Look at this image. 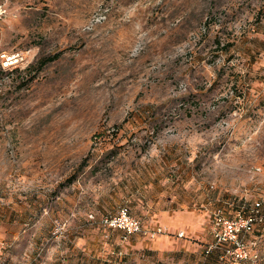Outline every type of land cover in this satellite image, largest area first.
<instances>
[{
	"label": "rangeland",
	"instance_id": "1",
	"mask_svg": "<svg viewBox=\"0 0 264 264\" xmlns=\"http://www.w3.org/2000/svg\"><path fill=\"white\" fill-rule=\"evenodd\" d=\"M4 1L0 264H248L206 249L264 213V0Z\"/></svg>",
	"mask_w": 264,
	"mask_h": 264
},
{
	"label": "built area",
	"instance_id": "2",
	"mask_svg": "<svg viewBox=\"0 0 264 264\" xmlns=\"http://www.w3.org/2000/svg\"><path fill=\"white\" fill-rule=\"evenodd\" d=\"M7 13L5 1L0 0V20ZM24 56L19 52H1L0 64L3 68H12L21 65L24 62ZM261 203L256 202L250 214L244 215L237 213L233 217L226 216L221 209L213 213V243H211L206 252L208 253L215 247H223L221 258L230 256L234 261H248V264H255L256 255L251 254L248 242L243 235L250 232L256 223L262 224L264 213H261ZM105 227L123 232L124 238L133 235L147 233L143 222L133 216L127 207H122L115 214L105 215L100 220Z\"/></svg>",
	"mask_w": 264,
	"mask_h": 264
},
{
	"label": "trees",
	"instance_id": "3",
	"mask_svg": "<svg viewBox=\"0 0 264 264\" xmlns=\"http://www.w3.org/2000/svg\"><path fill=\"white\" fill-rule=\"evenodd\" d=\"M51 59H52V57H50V58H48V59H44L43 62L41 63V65L45 64L47 61H50ZM129 212H130V211H129ZM260 225H263V223L260 224ZM223 252H224V251H222L220 255H222ZM220 255H219V256H220Z\"/></svg>",
	"mask_w": 264,
	"mask_h": 264
}]
</instances>
